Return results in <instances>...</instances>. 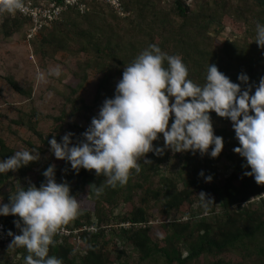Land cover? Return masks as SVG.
<instances>
[{
    "label": "trees",
    "instance_id": "1",
    "mask_svg": "<svg viewBox=\"0 0 264 264\" xmlns=\"http://www.w3.org/2000/svg\"><path fill=\"white\" fill-rule=\"evenodd\" d=\"M24 1H31L34 5L62 2ZM82 2L87 8L83 13L76 7H70L50 29L31 39H37L39 49L44 47L51 57L61 51L87 55L79 62L83 73L74 72L79 84L71 90L73 94L82 88L88 76L86 69L91 68L100 70L102 74L95 99L112 93L109 85H116L124 67L151 44L169 55H179L188 68V79L200 85L205 82L209 64H215L235 83H240L237 79L240 73L247 74L248 83L253 85L252 92L260 78L264 77V48L258 47L255 42L256 25L264 24V0H120L124 16L102 0ZM224 19L237 26V30L231 39L218 44L216 37L224 29ZM27 25V19L15 12L2 13L4 37L11 36L22 27L26 31ZM6 80L15 92L25 93L13 78ZM241 87L244 85L241 84ZM69 101L74 111L86 108L82 101L80 105L78 100ZM210 116L215 135L223 138L221 153L216 158H207L199 152L193 154L186 151L180 158L182 162L176 176H160L162 164L170 157V151L165 149L163 155L159 156L148 153L150 163L141 159L140 172L132 170L128 182L123 186H108L106 178L96 176L94 170L80 168L77 172L70 162L55 157L38 165L36 161L31 162L14 172L0 173V185L6 183L14 173L25 181L37 168L29 183L39 187L45 180L43 171L54 164L58 183L67 182L73 196L87 195L91 198V209L80 208V214L73 224L66 226L71 232H78V240H81L79 246L84 249L81 250L70 238L60 234L55 235V243L50 246L49 255L62 259L63 264H115L116 259L121 260L126 256L124 250L117 252L116 258L111 256L109 232L106 230L110 217H114L113 209L123 198L130 202L129 208L124 216L113 218L117 220L119 228L109 230L120 238V242L136 251L138 264H191L203 256L216 259L218 264H228L227 255L245 242L252 245L255 241H261L264 244V185H258L252 176L244 175L251 169L245 166V158L240 155L235 157L237 153L233 148L238 147L239 143L232 122L219 117L214 111ZM54 120L53 131L46 135L36 129L35 120L32 121L30 117L27 120L28 130L36 135L40 143L36 148L40 154L50 151L48 141L53 136L60 142L65 133L71 132L74 134L71 138L73 143L82 139L83 129L75 123L63 128L61 117L57 116ZM153 143L162 147V135ZM13 152L0 138V160ZM222 156L232 163L233 169L220 180L217 162ZM201 171L203 176L199 175ZM154 176H159L160 184L156 187L146 183L152 182ZM207 176L212 177L210 182L205 180ZM98 186L103 187L99 196L95 192ZM201 192L206 193L212 202L202 200ZM136 194H139L137 203L133 200ZM7 196L9 201L10 195ZM152 204L157 206L163 218L153 226L157 234L155 238L149 226L151 214L148 208ZM195 204L197 209L193 214L192 206ZM205 212L206 216L196 217ZM171 213L175 216L166 221ZM17 220L18 216L0 215V223L14 235L20 234L14 223ZM126 223L129 226H124ZM13 246L14 254L19 255L18 262H9V258H6L0 264H25L24 257L28 255L26 248Z\"/></svg>",
    "mask_w": 264,
    "mask_h": 264
},
{
    "label": "clouds",
    "instance_id": "2",
    "mask_svg": "<svg viewBox=\"0 0 264 264\" xmlns=\"http://www.w3.org/2000/svg\"><path fill=\"white\" fill-rule=\"evenodd\" d=\"M24 10V0H0V12ZM255 42L264 48V24L257 23ZM49 74L58 77L60 69ZM188 75L179 55L149 45L124 67L113 97L104 99L98 114L81 133L82 139L73 143L71 132L60 142L53 136L48 141L51 152L55 158L70 162L77 172L80 168L94 170L96 176L106 178L108 186H123L132 170L140 172L141 159L151 162L147 158L150 152L159 156L170 149L218 157L224 145L223 138L214 133L210 116L214 111L232 122L239 143L233 151L245 158V166L251 169L244 175L264 185V77L252 92L247 74L240 73V83H235L215 64H209L203 85ZM39 79H44L43 73ZM161 135L163 146H155L153 142ZM39 159L37 149L18 150L0 160V173L14 172ZM42 175L45 180L39 187L32 183L20 186L8 203H0V215L19 217L14 223L20 234L9 231L8 235L13 236L11 244L26 248L25 264H63L62 259L49 255L50 246L60 227L80 214V203L70 194L67 182L56 181L54 164ZM199 175L203 176V171ZM211 179L205 177L207 182ZM95 192L99 196L103 187H96ZM199 195L212 202L206 193Z\"/></svg>",
    "mask_w": 264,
    "mask_h": 264
},
{
    "label": "rangeland",
    "instance_id": "3",
    "mask_svg": "<svg viewBox=\"0 0 264 264\" xmlns=\"http://www.w3.org/2000/svg\"><path fill=\"white\" fill-rule=\"evenodd\" d=\"M2 13L0 12V138L14 151L13 154L18 150H36L40 146V143L36 135L28 130L27 120L29 117L32 121L35 120L36 129L44 135L53 131L55 126L54 118L57 116L62 118L63 128H66L70 123H75L84 132L90 125L91 118L98 114L104 99L111 98L110 96L114 93L116 85H109L110 89L113 90L112 93L107 94L105 97L102 95L99 99H95L96 93L100 89L102 74L100 70L98 71L92 68L86 69V74H88L86 81L82 88L73 94L71 90L75 89L79 84V78L74 75V72L76 71L79 74L83 73V67L81 65L79 66V62L87 58V55H72L61 51L51 57L47 54L49 52L44 47H40L39 49L36 43L37 39L34 41L26 40L25 27L14 32L11 36L4 37L1 29ZM119 15L124 16L125 14ZM224 22V29L216 37L218 44L231 39L236 34L237 26L232 22L230 23L229 20L224 19ZM73 43L72 41V46ZM57 67L60 69V75L58 77L50 75V71ZM41 73L44 74L43 80L39 79V74ZM8 77L13 78L25 93L20 94L15 92L6 80ZM102 89L101 91H103ZM70 99L78 100L77 103L79 105L82 101L86 108L74 111L72 109V103L69 101ZM167 150L170 151V157L162 164L160 176H176L182 162L180 158L185 152ZM204 156L212 158L207 153ZM54 157L51 150L45 151L44 155L40 154V159L35 164H41L48 159L53 160ZM235 157L238 158L239 154H236ZM232 169V163L224 156L217 162V172L220 180L227 177ZM36 170L37 168L33 172H36ZM33 172L26 177L25 181H21L16 173H14L6 183L0 185V203H8L7 195L12 196L18 191L20 186L25 187L26 184H29V181L34 176ZM158 181L159 176H154L152 182L146 183L148 185L153 184V187H156L160 184ZM70 194L73 195L71 191ZM138 195L136 194L133 197L136 203ZM76 198L80 203V208L91 209L92 203L89 196L82 195ZM129 204L130 202H127L125 198L119 201L113 209V218L124 216L129 208ZM196 206V204L192 206V213L197 209ZM148 212L151 214L149 219V226L151 227L150 233L155 238L157 234L153 226L158 224L163 218L159 215V210L154 204L149 206ZM206 214V212L201 215L198 214L196 217L206 216ZM174 216V213H171L166 221L172 219ZM176 216L180 217L179 215ZM113 218L110 217L108 225L106 226V230L109 232L108 239L110 241L109 248L112 251L111 256L116 258V253L121 250L127 252L126 256L122 257L121 260L116 259L115 264H138L136 262V251L131 246H126L120 242V238L113 235L111 230H109L110 228H119L120 226L116 223L117 220ZM184 218L186 217H182V219ZM73 220L62 225L60 229L64 228L66 232L64 231L63 234L70 238L73 244L79 246L81 240H78V232L76 230L71 232L66 227L67 225H72ZM124 226H129V224H124ZM10 244H0V263L6 258H9V262H18L19 255L14 254L11 248L15 246ZM83 249L84 247L82 246L81 250ZM216 262L217 260L212 257L203 256L191 264H218ZM227 262L228 264H264L263 242L255 241L252 245L245 242V244L232 251L229 256L227 255Z\"/></svg>",
    "mask_w": 264,
    "mask_h": 264
},
{
    "label": "built area",
    "instance_id": "4",
    "mask_svg": "<svg viewBox=\"0 0 264 264\" xmlns=\"http://www.w3.org/2000/svg\"><path fill=\"white\" fill-rule=\"evenodd\" d=\"M84 0H62L60 3L36 4L31 1H24L25 10L16 11L15 13L22 18L27 19L28 25L25 31L27 41H30L42 31L51 28L54 22L60 19L61 14L70 7H76L81 13L87 8ZM110 4L116 12L123 14L119 0H103ZM129 224V223H126ZM64 228L58 230L57 234L64 235ZM66 232V231H65ZM3 224L0 223V244H10L13 236L8 235ZM18 235V234H17Z\"/></svg>",
    "mask_w": 264,
    "mask_h": 264
}]
</instances>
